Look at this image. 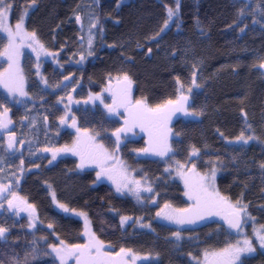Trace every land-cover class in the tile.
Instances as JSON below:
<instances>
[{
  "label": "trees",
  "instance_id": "obj_1",
  "mask_svg": "<svg viewBox=\"0 0 264 264\" xmlns=\"http://www.w3.org/2000/svg\"><path fill=\"white\" fill-rule=\"evenodd\" d=\"M71 1L38 0L26 21V27L36 33L44 49L57 52L58 59L67 63L66 68L70 54L79 44L78 28L72 20L75 0ZM93 1L97 39L93 52L84 58L82 67L77 63L71 65L79 69V88L107 102L110 78L125 79L127 76V81L132 83L134 101L151 109L164 107L168 101H178L182 92L188 94L184 85L192 77L191 66L180 65L181 50L185 47L182 43H185L188 50H192L195 61H200V91L193 90L189 108H193L194 115L195 110L202 114L197 121L179 118L172 124L171 151L173 149L172 158H175L172 163L183 166L185 172L190 173L191 185L195 184L193 200L200 213L219 210L218 203H206L207 193H219L224 201L244 209L230 207V211L250 215L264 227V73L258 69L264 62V37L254 34L251 23L254 12L264 8V0H252V11H246L244 2L235 5L233 0H179L177 20L175 16L169 19V8H165L171 4L170 0H162L166 4L144 0L153 9L148 13L140 10V14L134 16L128 13L129 8H137L132 1L117 10L106 7L108 3L114 6L116 0ZM23 3V0H15L13 21L25 8ZM144 23L148 24L145 30ZM128 30L130 38L124 37ZM114 38H118L119 45L114 44ZM28 89L33 90L30 79ZM186 113L189 114L187 109ZM8 121L11 127L15 125L13 120ZM95 126L104 143L114 149L115 143L109 133L116 129L117 123L102 117ZM11 130L6 129L5 133ZM244 133L251 137L249 145L227 144ZM132 145L141 147L142 142L127 144L120 148L121 153L125 151L124 155L131 157L130 149H136ZM156 163L147 161L140 167L159 166L160 169L161 164ZM65 176L63 184L57 183L55 187L64 190V186H69L67 192L61 191V199L68 209L84 214L97 239L109 249L125 247L128 244L125 231L129 225L123 230L120 219H128L137 228L131 221L141 220L140 206L128 197L118 196L107 185H96L94 174L74 173L70 164ZM156 176L165 182L163 190L153 189L157 202L173 204L177 201L176 207L184 206V191L177 179L173 178L169 184V177ZM200 185L207 193L196 192ZM61 220H64L62 229L56 226L49 230L39 223L43 229L36 228L34 232L9 220L0 221V226L5 225L9 231L0 238V264H55L45 249L53 242L54 235L68 240L82 231L81 222L71 218ZM208 229L213 230V224Z\"/></svg>",
  "mask_w": 264,
  "mask_h": 264
},
{
  "label": "rangeland",
  "instance_id": "obj_2",
  "mask_svg": "<svg viewBox=\"0 0 264 264\" xmlns=\"http://www.w3.org/2000/svg\"><path fill=\"white\" fill-rule=\"evenodd\" d=\"M23 1L25 8L19 18L13 21L12 13L15 0H0V12H2V15H0V189L10 192H18L22 181H24V184H30L29 181L33 177V175L30 176L31 169L34 168L33 171L44 170L46 167L54 169L50 165L67 154L65 150L59 151L65 149L63 147L66 146V144L61 145L62 141H60L63 129L70 127L72 131L81 132L82 136H87L89 134L85 129L89 127H84V125L90 126L92 119H95V117L96 125L99 124L102 114L104 115L106 112L105 109L102 110V107L99 106L101 104L99 97L88 96L83 89L79 88L80 86L77 83L78 75L72 77V74L78 72L79 69L69 68L75 63H77L78 67H82L84 58L90 56L93 52L97 40L95 32V2L93 0H77V3L76 0L74 2L73 0L71 1L75 3V9L72 11V20H75L78 28L77 40L79 44L77 50L70 54V58L67 61L68 68H66L67 63L58 59L57 52L44 49L36 33L35 38L28 35L33 32L26 27V21L29 19V15H32L38 0ZM130 1L137 6V8L131 7L128 9V13H131L132 16L140 14V10L142 11L141 13H148L153 9L144 0H116L114 6H112V3H108L106 7L111 10L113 7L114 10H117L130 4ZM155 1L166 4L162 0ZM170 1L171 4H167L168 6H165V8L172 9L174 12L173 17L175 16V20H177L176 13L179 9V0ZM242 1L250 2L245 5L246 11L254 10L252 0H233V4L236 5L237 2L241 3ZM243 16L247 18L245 14ZM253 19L251 23L254 34L264 37V8L260 11L256 10ZM17 23H21L19 35H15L14 40L10 43L8 33L9 31L13 34L17 33ZM147 26L148 24L144 23L143 30ZM125 34L124 37L130 38V30L126 31ZM119 38L122 39L121 36ZM117 39L114 38L113 42L119 45V41L118 43L116 42ZM182 44L185 47L181 50L180 65L182 67L191 66L189 72L192 77L184 85V90L189 95L186 92H182L179 96L180 98H187L182 101V104L184 106L185 104L187 105L186 109L189 114L184 113V107L183 110L179 111H174L178 107H172L171 113H177L180 116L179 118L193 122L197 121L202 114L200 110L198 112L195 110L194 115L193 108H189L192 105L193 90L200 91L198 76L200 61H195L192 50H188L189 48L185 43ZM249 53L253 54L252 52ZM186 58L189 64H187ZM261 64H264V62ZM261 64L258 69L264 73V67H261ZM28 79L32 82V91L28 89ZM107 86H109L110 91L117 89L120 94L129 95L132 92V83L129 84V81L122 78H110ZM9 89L12 90L10 91ZM74 89L76 90V95ZM21 92L24 94L22 95ZM45 98L50 100L52 106H49L50 102L48 105L46 103L36 105ZM112 102L115 103L113 100ZM134 106H131V108ZM111 110L113 113L106 112L105 119L107 121H112V115L121 111V109L120 111L118 109L115 111L114 107ZM11 113L16 129L5 134L6 129L11 128L8 121ZM46 115L54 118L48 123L50 127L48 132H45L46 122L43 121ZM72 117H77V120L79 118V122L76 120L74 124L73 120L66 124L65 119ZM55 119L59 120L61 125H56ZM119 121H117L116 129L109 133L112 136L111 139L116 143L115 146L127 138H139L143 131L139 128V122L135 120L136 124L128 117ZM95 127V125L92 127V140L99 139V141L103 142L104 138L97 134ZM242 136L243 139L238 138L233 141H227V144L249 145L251 142L250 136L247 133ZM22 142L24 146L22 153L19 154V146ZM147 145L148 149L142 150L139 149L140 147L132 145L137 150L130 149L131 157L128 158L114 149L110 152H104L102 143L97 142L95 145L96 152L108 160V165L100 169L99 176L97 175L98 181L108 182V185L113 188L118 196L130 198L140 206L143 212L141 220H138L137 228L133 227L128 219H120L123 230L125 229L124 227L129 225V229L125 231L128 233V244L122 248L109 249L108 246L97 239L89 219L84 214L68 209L60 195H58L59 205L63 206H59L61 207V214L81 222L82 231L74 235L73 238H69L70 240H61L55 236L53 242L47 245L45 249L51 254L55 264H62V261L60 256L53 251L54 247L61 249V255L64 256L63 264H78L77 255L79 250L74 249L73 246L87 245L91 237H94L95 241L100 242V245H102V255L95 261L89 259L87 255L81 257L80 264H218L215 259L218 256L219 258L226 257L233 261V264H254V261H256L255 264H264V246H262L260 239L261 236H264V227L255 218L244 214V225L240 232L219 230V227L221 228L220 225L215 227L218 224L216 221L218 217L229 213L230 207L240 211L243 209L242 206L231 205L223 200L221 201L222 203L218 202L219 210L215 211L212 209V213H215L213 214L214 216L212 213H208V215L200 213L194 204L193 198L190 199L189 195H186V193H189L193 196L192 191L195 189V184L191 185L190 173H186L183 166L172 163L175 158H172L174 157L173 149L170 152L171 145L165 146L166 150L160 152L159 150L152 151L148 142ZM167 152L169 155H166ZM122 153H125V151H122ZM160 153H163V155ZM147 161L161 162V167L164 171L163 176L166 179L168 177L169 179H177L176 181L180 183L184 191L182 194L184 206L180 204L182 207H176L177 201H174L175 203L173 204H160L157 202L156 198L153 197L154 186L152 188L148 186L146 179L141 175L143 169L140 167L143 166L141 163ZM47 170H44V174ZM134 175L137 179L133 178ZM44 177L48 180L46 175ZM194 177L196 176L194 175ZM64 178H66L65 175ZM45 186L47 185L43 182L41 186L44 188L43 193L49 191ZM65 187L64 193L65 191L67 192L66 189H69L68 185ZM142 192L148 193L149 197L143 195ZM50 195L48 194L49 197ZM52 199H55L54 194ZM148 199L151 200L150 203H148ZM9 201H11V205ZM4 202L5 207L9 211H13L14 207L20 203L17 199H14V195H9ZM224 205L227 208H223ZM55 208L58 207L55 206ZM30 215L28 214V216ZM58 217L56 214L49 212L47 216H42L41 221L46 228H51L52 230L53 227L58 225L60 220ZM7 220V215L0 218L2 222ZM181 220L183 223L178 222ZM199 222L213 224L214 229L206 230L204 228L203 231H188L194 224ZM36 228L38 230L43 229V226L37 224ZM245 241L250 243L253 251H242L239 253V259H234L236 249L246 247ZM226 248L229 249V254L219 255ZM121 249L124 251L122 252ZM69 253L75 254L69 255ZM91 256L96 257L95 248L91 250Z\"/></svg>",
  "mask_w": 264,
  "mask_h": 264
},
{
  "label": "flooded vegetation",
  "instance_id": "obj_3",
  "mask_svg": "<svg viewBox=\"0 0 264 264\" xmlns=\"http://www.w3.org/2000/svg\"><path fill=\"white\" fill-rule=\"evenodd\" d=\"M249 3H250L249 1L247 3L245 2V4H249ZM70 67H72V66H70ZM64 74H65V72H64ZM75 75L77 76V72H74L72 74V76H75ZM77 83H78V81H77ZM107 89L109 91V101L104 102L103 100H100L101 104L99 106L102 107V110L105 109L106 112L110 113V112H112L111 109H113V107H114L115 111L117 109L120 111V109H121V111L119 113L117 112L115 115H112V120H114L117 123V121L120 122L119 120L124 119L125 117H128L129 119L134 121V123H136V124H137V122H139L140 123L139 128L143 130L141 132V135H139L138 139L127 138L126 140L122 141L121 143L119 142V144H117V146H116V148H117L116 151L119 154H121L120 148L125 147L126 144H128V143L142 142V146L139 148L140 150H142L145 148L148 149V145H147V142H148V144L151 145L150 147H151L152 151L159 150V152L162 150H166V147L169 144L171 145V141L173 140L171 127H172V124L177 119H179V117H180L177 113L172 114L171 109H172V107H179V106H177L178 105L177 103L167 104L161 109V110H164L165 113L169 114L168 120L164 122L165 124H163L162 119H160V118L151 119L150 117L145 115L143 110L151 109V108H149V107H147L141 103L138 104L136 101H134L133 96H132V92H130V94L127 95V94H120L117 91V89L110 91L109 86H107ZM112 100L115 103H113ZM49 102H50V100L48 98H45V99H42L41 102H38L36 105L38 106V105H42L44 103H46V105H48ZM173 102H177V100L173 101ZM181 103H183V102L181 101ZM50 105H51V102H50L49 106ZM112 105H114V106H112ZM131 106H134V107L131 108ZM186 106H187L186 104H185V106L183 105V107L185 108V112H184L185 114H187L186 113ZM106 112L104 115L102 114L101 117L105 118ZM56 119H55L56 125H61L59 120H56ZM97 119H98V117H97ZM50 120H54V118L50 117L49 115H46L43 118V121L46 122L45 132L49 131L50 127H49L48 123H50ZM65 120H66V124L68 122H72L73 120H74V124H75L77 117H75V118L72 117V118H68ZM135 120L137 122H135ZM77 121L79 122V118ZM95 121H96V117H95V119H92L90 126L84 125V127H89V128L85 129L89 134L87 136L86 135L82 136L81 132L76 133L75 131H72L70 129V127H66L65 129H63V134L60 138V141H62L61 145L66 144V146L63 147L65 149H61L59 151L65 150V151H67L68 155L67 154L63 155L62 157H60V159H57L52 165H50V167H52L54 169H51V168L49 169L48 167H46L45 169H48V170L45 174H44V170L33 171L34 168L31 169L32 172L30 173V176L33 175V177L29 181L30 184H28V185L24 184V181H22L20 183L21 188L18 192H14V191L10 192L8 190L0 189V218L7 215L9 221L17 223L19 226L25 227L26 231H28V232H34L37 224H39V223L43 224L41 221L42 216H47V213L52 212L53 214H56L57 217L58 216L60 217V218L58 217V219H60V220L58 221L57 226L60 227V229H62L63 227H61V222H63L64 220L62 221L61 218L64 219L66 217L64 215H62L60 212L61 207H59V206H61V205H59L57 198H58V195H60V197L63 196V193H62L63 189L60 188V186H57V188H56L55 185H57V183L59 185L63 184V182H64L63 178H64V175L66 173L68 164L71 165L74 173L77 172L80 174H87V173L94 174L95 179H96V185L104 184V185L109 186L108 182H106V181H100L99 182L97 179V175L100 172V169H102L105 165H108V160L103 155L98 154L95 150V145L98 142V139L92 140V132H93L92 127H93V125H95L94 124ZM11 128H12V131H14L16 129L14 125H12ZM163 132L166 134V138L164 140V143L161 144V140H162L161 135ZM142 133H144V134H142ZM146 135H147V137H146ZM71 136H73V138H71ZM109 136H110V138H112L111 135H109ZM101 143L103 144V151L104 152L112 151L111 148L108 147L106 145V143H104V141L103 142L101 141ZM115 145H116V143H115ZM23 146H24V143L22 142L19 146V154L22 153ZM170 152H171V147H170ZM166 155H169V153L167 152ZM127 157H128V155H127ZM152 162L154 165L157 164L156 163L157 161H152ZM158 163H159V165L161 164V162H158ZM85 165H87V166H85ZM158 168H159V166L143 167L141 175L144 176V178L146 179L148 186H150L151 188H152V186H154V188H156L155 190H157L158 188H159V190H163V182L164 181H160V179H158L156 175L158 174L163 179L164 178L163 177L164 171L162 170V167L160 169H158ZM151 170H153V172H151ZM36 175H38V176H36ZM45 175L47 176L48 180H46V178L44 177ZM52 175L56 178L51 177ZM36 177H37V179H35ZM133 178H136V176H134ZM172 180H173V178H170L169 181L167 180V182L170 184V183H172ZM43 182L45 185H47V186H45V188L49 190L48 192L45 191L43 193L44 188L41 187L43 185ZM98 182H99V184H98ZM48 194H51L50 197L48 196ZM53 194L55 195V199H52ZM147 194L148 193H146V192L143 193V195H146L147 197H149V195H147ZM9 195H14V199H17L20 202L18 206L14 207L13 211H9L5 207L4 201H5V199L8 198ZM153 197L157 198L156 192L153 193ZM150 202H151V200L148 199V203H150ZM29 206H31V207H29ZM55 206H57L58 208H55ZM145 206H147V205H145ZM232 211H235V210H232ZM208 213L209 212H204L203 214L208 215ZM28 214H31V215L28 216ZM226 215L227 214H224L223 216L218 217V220H216L218 222V224L215 223L216 224L215 227H218V225H220L221 228L219 227V230L222 229V230H228L229 232H232L231 230H229L227 228ZM132 222H133V224H135L136 220L132 219L131 223ZM136 225H138V222L136 223ZM4 226H0V227L7 229ZM208 226H210L209 223L207 224L205 222H199V223L194 224L191 229H188V231L189 232L190 231H199V230L203 231V229L204 228L207 229ZM8 232L9 231L7 230L4 233L7 235ZM234 234H236V233H234ZM5 237L6 236H4V238ZM0 238H3V236H0ZM45 241H48V237L45 238ZM215 259L218 261V264H233V261L227 259L226 257L219 258V256H218Z\"/></svg>",
  "mask_w": 264,
  "mask_h": 264
},
{
  "label": "snow or ice",
  "instance_id": "obj_4",
  "mask_svg": "<svg viewBox=\"0 0 264 264\" xmlns=\"http://www.w3.org/2000/svg\"><path fill=\"white\" fill-rule=\"evenodd\" d=\"M0 15H2V12H0ZM168 15H169V19H171V17L174 15V12L172 11V9H169L168 10ZM77 19H79V17H77ZM167 23V22H166ZM16 28H17V33L16 34H13L11 31H9L8 33V38H9V41L11 43L12 40H14L15 38V35H19V30L21 29V23H17L16 25ZM28 35H31L33 38H35V34L34 33H31V34H28ZM261 67H264V64H261ZM125 80H128V77L125 76ZM131 83V81H129V84ZM7 87V85H5ZM10 91L12 89H9ZM21 94L23 95L24 93L21 92ZM187 98L186 97H181L180 98V101H177V102H173V101H168L169 104H172V103H177L179 104V107L177 109H174V111H179V110H183V104L181 103V101H185ZM137 103H141L140 101H137ZM163 108V106H158L156 109H146L145 111L146 112H150V113H156L158 118L160 119H167L168 118V114L165 113L164 111H162L161 109ZM241 139H243V136L240 137ZM251 139V137L249 138ZM11 147V145H9ZM161 155H163V153H160ZM53 158H55V156H53ZM99 176V174H98ZM214 176H215V172L213 171V179H214ZM203 179V178H202ZM187 183V182H186ZM200 191H203L205 193H207V189L203 186V185H200V187L198 189H196V192H200ZM186 195H189V198H193L192 195H190L189 193H186ZM209 199L206 201V203H208L209 205H212V204H216L218 203L219 201H223L225 198L224 197H220L219 196V193H215L214 195L212 193H207ZM197 203L199 205L200 203V199H199V196L197 195ZM237 203H239V201H237ZM9 204L11 205V201H9ZM31 207V206H29ZM63 207V206H61ZM240 211H244V209H241ZM179 223H183V221H178ZM229 223V226L230 227H239V221L237 220L236 222H233L231 220L228 221ZM7 230L0 227V236H3L4 232H6ZM261 239V244L262 246H264V236H261L260 237ZM245 245L246 247L245 248H238L236 249V253L234 255V259H239V253L242 252V251H253L250 243L248 241H245ZM101 247L102 245H100V242L98 241H95V238L94 237H91L90 238V242L89 244L87 245H84V246H81V245H75L73 246L74 249H77L79 250L78 252V255H77V261H78V264H80V258L81 257H85L86 255L88 256L89 259L95 261L99 256H101ZM95 248V251H96V257H92L91 256V250ZM53 251H55L57 253L58 256H60V259L62 261V264H63V261H64V256L61 255V249H58V248H53ZM121 251L123 252L124 250L121 249ZM72 254H75V253H69V255H72ZM225 254H229V249H224L222 250V253H220L219 255L223 256Z\"/></svg>",
  "mask_w": 264,
  "mask_h": 264
},
{
  "label": "water",
  "instance_id": "obj_5",
  "mask_svg": "<svg viewBox=\"0 0 264 264\" xmlns=\"http://www.w3.org/2000/svg\"><path fill=\"white\" fill-rule=\"evenodd\" d=\"M143 112L145 113L146 116L150 117L151 119H157L158 118V116H157L156 113H149V112H145V111H143ZM168 118H169V114H168ZM168 118L167 119H162L163 120V124H165L164 122L167 121ZM161 136H162L161 144H163L164 143V140L166 138V134L163 132ZM229 220H231L233 222H236L238 220L239 221V227H230L229 226V223H228ZM227 226L233 232L240 231L241 228H242V226H243V218H242V216L239 215L236 212L228 213L227 214Z\"/></svg>",
  "mask_w": 264,
  "mask_h": 264
}]
</instances>
